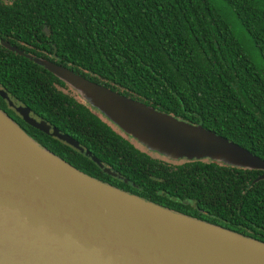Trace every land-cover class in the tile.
<instances>
[{
  "label": "trees",
  "instance_id": "1",
  "mask_svg": "<svg viewBox=\"0 0 264 264\" xmlns=\"http://www.w3.org/2000/svg\"><path fill=\"white\" fill-rule=\"evenodd\" d=\"M37 60L264 160V0H0V89L114 175L0 97L3 113L97 180L264 243V170L153 157Z\"/></svg>",
  "mask_w": 264,
  "mask_h": 264
},
{
  "label": "water",
  "instance_id": "2",
  "mask_svg": "<svg viewBox=\"0 0 264 264\" xmlns=\"http://www.w3.org/2000/svg\"><path fill=\"white\" fill-rule=\"evenodd\" d=\"M37 62L67 86L63 76L68 77L77 94L89 87L122 99L144 123L168 126L178 119L53 63ZM0 97L26 124L84 153L114 175L71 136L32 116L28 107L15 106L1 89ZM196 128L194 151L200 152L194 157L229 153L245 169L264 170L263 159ZM0 264H264V243L83 173L40 146L0 110Z\"/></svg>",
  "mask_w": 264,
  "mask_h": 264
},
{
  "label": "rangeland",
  "instance_id": "3",
  "mask_svg": "<svg viewBox=\"0 0 264 264\" xmlns=\"http://www.w3.org/2000/svg\"><path fill=\"white\" fill-rule=\"evenodd\" d=\"M41 62L45 63V65H52V63L46 61ZM63 77L69 86L76 92L79 91L76 89L75 83L71 82L68 77ZM73 89H69L72 94L77 95L81 101L95 109L103 119L122 132L126 137L133 140V143L138 148L147 151L153 157L160 158L164 161H166L165 159L174 161L172 162L173 164L183 163L184 160H207V162L213 161L226 166L246 168L243 167V163L237 157H232L229 153L199 158L194 157L195 153L200 152L197 150L194 151L197 138L196 127L198 125L190 124L179 119L169 121L168 124L172 127L153 122L154 125L144 123L143 120L136 118L133 112L130 111L127 103L125 104V102L121 101L122 99L119 100L120 98L117 99L116 96L89 87L84 88V94H77ZM90 92L96 96H93ZM198 142H200L199 139ZM227 158L228 160H225Z\"/></svg>",
  "mask_w": 264,
  "mask_h": 264
},
{
  "label": "flooded vegetation",
  "instance_id": "4",
  "mask_svg": "<svg viewBox=\"0 0 264 264\" xmlns=\"http://www.w3.org/2000/svg\"><path fill=\"white\" fill-rule=\"evenodd\" d=\"M54 58H55V55L53 56ZM8 103V102H7ZM13 103H14V101H13ZM86 104V103H85ZM14 105L15 106H20V105H17V104H15L14 103ZM9 106V105H8ZM21 106H23V105H21ZM10 107V106H9ZM90 107V106H89ZM13 111H15V109L14 108H12V107H10ZM90 108H92V107H90ZM93 109V108H92ZM93 111H94V113H96V114H98L99 116H101L95 109H93ZM15 113L16 114H18L16 111H15ZM19 115V114H18ZM20 116V115H19ZM102 117V116H101ZM103 118V117H102ZM105 120V119H104ZM106 121V120H105ZM107 122V121H106ZM109 123V122H108ZM110 124V123H109ZM112 126V125H111ZM113 127V126H112ZM115 128V127H114ZM116 129V128H115ZM116 130H118V129H116ZM119 131V130H118ZM120 132V131H119ZM123 133L121 132V135H122ZM124 135V134H123ZM125 136V135H124ZM128 138V137H127ZM130 139V138H129ZM133 141V140H132ZM166 161H168L169 163L171 162H174V161H171V160H167V159H165ZM193 161H201V162H204V163H215V162H213V161H210V162H207V160H193ZM184 162H191V161H185L184 160ZM183 162V163H184ZM179 164H181V163H179ZM215 164H219V163H215ZM219 165H223V164H219ZM223 166H226V165H223ZM227 167H231V166H227ZM233 167V166H232ZM234 168H237V167H234ZM264 172V171H263ZM259 176H261V177H264V173H262L261 175H259Z\"/></svg>",
  "mask_w": 264,
  "mask_h": 264
}]
</instances>
